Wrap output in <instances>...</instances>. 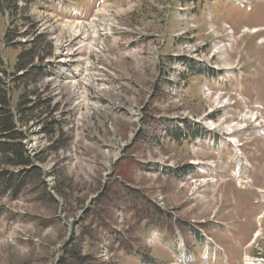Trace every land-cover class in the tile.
I'll list each match as a JSON object with an SVG mask.
<instances>
[{
	"label": "rangeland",
	"instance_id": "obj_1",
	"mask_svg": "<svg viewBox=\"0 0 264 264\" xmlns=\"http://www.w3.org/2000/svg\"><path fill=\"white\" fill-rule=\"evenodd\" d=\"M8 1L6 3L5 0L4 4H0V49L7 46L6 50L2 52L3 57L8 58L11 64H14L17 53L24 49L9 45V43L21 31L27 30V33L34 31L37 25L36 22H41L44 19L39 16L38 12H35L37 3L34 0ZM102 1L104 0H77L78 4L74 5V7L88 8L85 9L84 14L85 16L88 14L92 16L102 8ZM121 1L120 3L115 2V0L110 1L116 7L120 8V5H122L121 24L128 26L148 25L150 30H158L162 26L163 19L170 11V8L179 6L180 3L186 5L190 12L192 9L197 12L199 10L200 23L194 22L198 25L199 29L190 40V42L197 45H202L203 43H208L209 45L212 37L208 33L212 30L213 25L219 26L220 23L222 25L219 31L221 45H225L230 27L234 29V33L236 34L240 28L245 26L248 28L264 26V0H251L252 11L238 10L239 6L235 4L234 0H226L223 3L221 1L216 2L214 7L212 5L213 15L215 16L219 12L218 16H215V19L208 12L210 9L209 4H214V0ZM227 1H230L231 6L227 4ZM65 12H67L66 9H64V12L63 10L60 11L65 16L60 15V18L63 20H66V18H81L75 17L73 14H66ZM175 15L174 13L173 18ZM152 19L157 20L155 27L149 26V21ZM178 26L181 27V24L175 22L173 30L179 29ZM55 28L60 29L57 26ZM8 30L10 33L9 38L5 39L4 35ZM49 30L50 27L45 32ZM258 32L259 34H246L243 49L241 47V40L237 39V46L239 45L240 49H237L236 54L227 49L225 54L220 53L221 57L212 59L211 61V64L218 65L219 67H234L235 57L241 52L240 60L243 63L241 67L242 75L238 79L239 93L236 92V82L231 80L230 85H227L224 93L221 95L222 102L227 100L228 97H230L231 104L235 102L236 111L234 114L238 113L235 119L232 118L231 113L228 111L220 114L218 122L221 123V133L227 131L229 127H231L229 128L230 134L232 131L238 133L249 128L247 125L232 127L235 122L238 125L249 123L244 118L246 109H243L244 104L241 102L239 94L243 96L245 102H256L247 107V112L254 110L253 108L257 105V102L264 106V42L258 44V40L264 36V30H259ZM69 34L70 32L66 30L57 32L55 36L57 44L64 45L67 42ZM61 35L64 36L62 41L60 40ZM168 42L170 43V38ZM210 51L211 49L208 47L206 52ZM222 51L224 52L225 48ZM144 52L147 54V49ZM206 55L207 59L209 55ZM141 56H144V54ZM120 68L123 75L128 73L129 77L137 81L140 86H146L150 79L149 76L154 73L152 71L136 72V70L130 68L129 63H123ZM200 80L198 78L197 84L191 87V96L186 102V110L194 118L207 114L216 96V94H212L211 97H204ZM23 100V108L28 109L27 100ZM135 102L137 101L126 100V106H132ZM12 103L14 106L19 105L18 94L14 95ZM35 106L37 107V105ZM38 107L45 108L46 104L40 102L38 103ZM259 108L261 110V118L264 119L263 107L259 106ZM171 115L173 114L165 115V122L168 123L170 122L169 119L172 120L174 118ZM31 116H36V112L31 114ZM239 118H242V120H239ZM251 118L255 119L256 116H251ZM39 126V130H41L42 124ZM108 127H112L114 130L122 128L124 132H126V129L128 130L126 123L122 127H117V123L114 121L109 123ZM185 127V130H173L172 132L177 137L178 144L185 137L186 133L191 136L195 134V130H192L189 120L183 128ZM250 130L253 132L255 128L253 127ZM261 132H264V129L258 127L256 131L258 136L255 137L244 135V133L239 135L235 133V136L239 138L241 143L249 141L243 148V151L247 154L250 162L246 161L240 164L239 172L234 173L233 177L236 178L235 176L239 175L238 180H240L243 171L248 168V174H251L254 181L252 183L254 185V187L252 186L253 190L238 188L233 181L225 182V178H229V174L226 173V162H223L219 165L221 168L220 175L222 177L225 175V178L216 177L215 181L217 183L213 185L216 188L221 187L219 192L213 193L211 191L212 185L208 183L209 189L205 187L203 198L193 201V207L189 206L188 214L184 215L182 207L185 206L190 189L181 187L178 184L182 178H174L173 183H169L173 204L172 209H168L167 211L173 213L174 217H179L183 224L188 223V225L186 224L187 227L183 226V230L186 232L188 229L190 239L184 242V248L195 254L196 262L194 264L201 262L206 247H200L203 243H199V249L196 243L192 242V234L199 233V231L212 234L211 231L215 230L213 221L231 226L234 232L232 239L225 235L228 229L226 226L217 227L218 235L214 239L220 246L226 247L236 256L234 257V262L242 264V259L238 258L235 253L236 251H241V247L249 241L252 233L256 230L261 232L259 235L261 238L252 245L250 252L254 256L260 255V258L264 257V216L260 221L256 220V216L264 209V203L261 200L257 201L258 194L256 189L260 188L264 190V136H262ZM45 136L46 134L42 135V137ZM127 137H129L128 133L126 134ZM237 137L231 140L234 142L237 152L238 149L240 152V143ZM46 145H49V142H45L42 139L41 148L44 149ZM37 147L38 151L39 146ZM91 154L94 163L88 162L82 165V170L78 167V163H75V160H69L64 167H59L55 175V185L53 187H49L44 174L37 170L23 172L22 174L25 177L20 181L19 179L17 181L16 179L9 180V178L7 179L9 181L0 182V264H101L99 260L93 261L90 256L87 257L86 251H89L92 245L97 250L102 249L103 240L106 238L102 233L107 230V227L100 228L101 225L97 222L96 217L102 216L100 214L101 204L103 203V199L109 196V193H106V191L120 185L118 180L114 179L118 174L116 167L115 176L109 177L105 182V175L108 174L107 161L94 149L91 151ZM209 157L211 158L208 155L207 159ZM193 158L189 151L180 152L178 150L175 151V156L171 157V159H176L179 165H184ZM87 161H90V159L88 158ZM64 163L66 162L64 161ZM64 163L62 162V164ZM92 164L95 166L91 167ZM17 169L20 168L0 165V171H4V177L16 174ZM130 175V169L126 168V176L129 177ZM130 179L135 183L132 178ZM224 182V186H221ZM249 184L251 185V183ZM135 187L138 188L139 184L135 183ZM103 189H105V192L101 193ZM260 189L259 193L262 191ZM147 193L150 197H153L150 189H147ZM95 196L97 197L92 201L100 205L94 206V210L90 208L86 210L88 203H90V198ZM116 202L118 201L110 205L113 209L122 206ZM89 207L92 206L89 205ZM214 214L215 219H212ZM168 217L170 218V215ZM104 218H107V216ZM191 222L198 224H191ZM126 246L131 248V243H122L118 248H125ZM218 264H224L223 260H220Z\"/></svg>",
	"mask_w": 264,
	"mask_h": 264
},
{
	"label": "trees",
	"instance_id": "obj_2",
	"mask_svg": "<svg viewBox=\"0 0 264 264\" xmlns=\"http://www.w3.org/2000/svg\"><path fill=\"white\" fill-rule=\"evenodd\" d=\"M45 43V40L41 38L39 44L42 45ZM34 52H30L22 55L21 61L22 65L24 63L29 62L30 60H34ZM10 138L11 143L1 142L0 151L2 154V159H0V165L13 166L18 168H25L30 165V158L27 157V154L24 151V148L21 144V135L16 132L15 125L13 119L11 118L8 110V101L5 97L1 85H0V137Z\"/></svg>",
	"mask_w": 264,
	"mask_h": 264
},
{
	"label": "crops",
	"instance_id": "obj_3",
	"mask_svg": "<svg viewBox=\"0 0 264 264\" xmlns=\"http://www.w3.org/2000/svg\"><path fill=\"white\" fill-rule=\"evenodd\" d=\"M139 187L136 188L138 190L139 193H141V196H146L148 195L147 193V189H150L152 191V193L154 192V188H153V183L148 182L147 180H139ZM160 185L161 187L164 189L165 191V195L167 198L168 203L172 205L173 204V198H172V193L170 191V187H169V183L167 182H163L160 181ZM132 214L131 216L136 218V219H140L146 211H149V213H151V208L150 206H148L147 204L143 203L142 201H138V203H133L132 205ZM189 211V207H184L182 208V212L184 215H187ZM138 236V240L139 241H144L145 240V235L142 232V229H139V232L137 233ZM114 244L115 246L117 245L118 239H114ZM149 252L154 254L153 251L151 249H149ZM94 257H96V255H93ZM98 255L96 257V259H98ZM140 257L137 253L135 252H129L127 250H115L114 252H112V258H115L114 263L113 264H140ZM117 258H119L120 260L118 261V263H115V261L117 260ZM149 258V255L148 257Z\"/></svg>",
	"mask_w": 264,
	"mask_h": 264
},
{
	"label": "bare ground",
	"instance_id": "obj_4",
	"mask_svg": "<svg viewBox=\"0 0 264 264\" xmlns=\"http://www.w3.org/2000/svg\"><path fill=\"white\" fill-rule=\"evenodd\" d=\"M63 38H64V36L61 35V39H60V40L62 41ZM60 44H61V42H60ZM261 134H262V136H264V132H261ZM238 152H239V149H238ZM239 170H240V167L238 168V170L235 171V173H238ZM235 177H236V179H239V175H236ZM260 190H261V189H260ZM260 194L264 196V191L262 190V191L260 192ZM247 264H252V263H251V262H247Z\"/></svg>",
	"mask_w": 264,
	"mask_h": 264
}]
</instances>
